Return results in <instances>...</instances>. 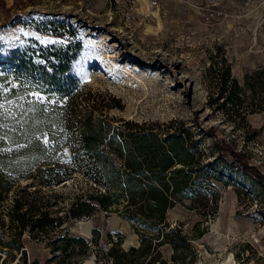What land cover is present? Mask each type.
Wrapping results in <instances>:
<instances>
[{"label": "rangeland", "instance_id": "374dc122", "mask_svg": "<svg viewBox=\"0 0 264 264\" xmlns=\"http://www.w3.org/2000/svg\"><path fill=\"white\" fill-rule=\"evenodd\" d=\"M49 23L72 25L82 43L73 69L92 93L93 121L142 124L161 137L188 129L187 142L198 151L191 172L196 184L153 227L133 224L114 208L65 218L45 232L24 229L19 237L4 220L1 239L10 232L13 242L0 250V264H111L106 250L117 233L119 246L128 249L140 244L137 231L151 241L149 253L158 251L153 264H264V112L231 114L216 97L227 65L244 87L250 82L244 73L264 64V0H0V54L28 37L67 43L34 30ZM241 98V107L250 109L264 92L243 91ZM224 142L237 160L222 152ZM79 153L84 161L63 181L40 187L18 181L28 191L39 189L41 199L32 205L45 201L63 217L78 193L104 188L94 182L98 166ZM9 197L0 204L2 215ZM70 236L84 237L87 247Z\"/></svg>", "mask_w": 264, "mask_h": 264}, {"label": "trees", "instance_id": "16d2710c", "mask_svg": "<svg viewBox=\"0 0 264 264\" xmlns=\"http://www.w3.org/2000/svg\"><path fill=\"white\" fill-rule=\"evenodd\" d=\"M58 26L69 31H59ZM58 26L49 23V28L42 25L34 30L48 31L67 39V43L42 45L28 37L26 44L11 46L5 54H0V105H3L0 107V204L10 196L4 215L0 211V228L6 220L14 227V236L19 237L24 229L45 232L65 218L80 219L112 208L133 224L145 222L153 227L162 223L167 209L187 197L190 184H196L191 180V172L198 151L187 142L190 131L173 130L161 137L142 124L124 121L121 126H112L107 120L93 121L92 93L83 90L73 69L82 43L72 25ZM244 78L250 82L243 87L231 75L230 65L226 66L216 93L217 99L222 98L221 106L233 108L231 114L238 116L254 110L264 112V100L251 103L250 109L241 107L243 91L264 92V64L245 72ZM35 93L43 97L42 102ZM239 108L243 109L239 111ZM81 149L87 153L90 164L98 166L99 175L94 182L104 188L78 193L63 217L49 211L45 201L32 205V200L40 198L39 189L28 191L18 181L30 179L39 187L63 181L78 162L84 161L79 153ZM222 152L234 160L238 158L225 142ZM137 232L140 244L128 249L119 246L121 236L117 233V242L106 250L111 264L154 263L158 251L149 253L151 241L145 239L144 232ZM11 236L9 232L8 240L2 241L0 235V250L11 247ZM179 237L185 241L184 236ZM68 238L87 247L82 236ZM92 241L96 242L94 237Z\"/></svg>", "mask_w": 264, "mask_h": 264}, {"label": "snow or ice", "instance_id": "6c2138e0", "mask_svg": "<svg viewBox=\"0 0 264 264\" xmlns=\"http://www.w3.org/2000/svg\"><path fill=\"white\" fill-rule=\"evenodd\" d=\"M39 39L42 44L64 43L63 41L48 40L44 38H39ZM34 95L36 96V99L38 101H41V102L43 101V97H41L39 93H35ZM0 107H3V105H0Z\"/></svg>", "mask_w": 264, "mask_h": 264}]
</instances>
